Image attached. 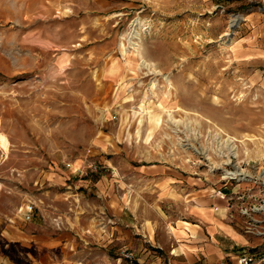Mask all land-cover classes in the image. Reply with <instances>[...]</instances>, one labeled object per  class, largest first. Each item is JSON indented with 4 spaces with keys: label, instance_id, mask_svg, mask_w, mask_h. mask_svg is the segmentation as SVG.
<instances>
[{
    "label": "rangeland",
    "instance_id": "rangeland-1",
    "mask_svg": "<svg viewBox=\"0 0 264 264\" xmlns=\"http://www.w3.org/2000/svg\"><path fill=\"white\" fill-rule=\"evenodd\" d=\"M259 15L249 0H0V256L114 264L117 217L141 238L147 217L179 219L180 206L107 210L96 183L114 162L179 174L188 203L223 204L251 236L244 253H264V70L240 54ZM10 231L74 242L47 260Z\"/></svg>",
    "mask_w": 264,
    "mask_h": 264
},
{
    "label": "crops",
    "instance_id": "crops-1",
    "mask_svg": "<svg viewBox=\"0 0 264 264\" xmlns=\"http://www.w3.org/2000/svg\"><path fill=\"white\" fill-rule=\"evenodd\" d=\"M257 4H264V0H249ZM262 15V14H261ZM255 24L249 26V36L254 39L246 44L242 42L241 58L250 66H258L264 70V17H253ZM111 75L110 78L117 76ZM111 168L114 169L116 178L102 176L98 181L96 193L107 199L106 209L117 211L115 208H107V206H180L181 214L179 219L174 217L167 219L164 223H159L151 217L144 219V229L137 233H142L141 237H133L132 229H126L125 224L117 217L116 221H112L113 237L116 243L119 255L115 258L117 262L122 263L125 258L131 256L133 262L138 263H159V264H212L223 260L225 257L233 259L238 253L244 252L250 242L251 236L236 231L229 223L226 217V207L222 204L211 206L208 198H192L193 202L187 201L186 186L182 184V178L179 174L173 173L164 167L148 168L146 166H136L129 174L124 173V169L115 166L114 162ZM154 166V165H153ZM145 168H148L147 170ZM180 176L179 178H177ZM109 179V180H108ZM114 182V183H113ZM125 182L133 183V188H122ZM121 188V189H119ZM185 189V190H184ZM131 191L132 197L128 201L126 196ZM107 196V197H106ZM127 199V200H126ZM217 200V199H216ZM187 201V202H186ZM221 202L220 200H217ZM222 206V207H221ZM224 206V207H223ZM182 208H186L182 210ZM122 211V210H121ZM182 213H186L185 216ZM146 222L149 224L147 225ZM185 223V224H183ZM147 225V226H146ZM161 225V226H160ZM159 227V233L162 238L160 242L156 241L155 233ZM11 232V231H10ZM18 236L14 231L10 235H14L13 239H19L20 245L23 241L29 240L38 243V248L45 249L42 259L49 260V247L52 243H68L74 242L67 233H60L55 236L47 235H28L21 231ZM135 233V232H134ZM109 234L100 235L101 240ZM160 235V236H161ZM107 236V237H108ZM132 238V240L130 239ZM135 242H132V241ZM144 242L147 243L145 247ZM48 248V249H47ZM128 250L124 256L123 251ZM162 249L163 252L159 253ZM240 249V251H239ZM161 254L163 256L161 257ZM127 255V256H126ZM131 261V263L133 264ZM0 264H15L7 257L0 256ZM37 264H42L37 262ZM47 264H55L50 262ZM56 264H60L57 262Z\"/></svg>",
    "mask_w": 264,
    "mask_h": 264
},
{
    "label": "built area",
    "instance_id": "built-area-1",
    "mask_svg": "<svg viewBox=\"0 0 264 264\" xmlns=\"http://www.w3.org/2000/svg\"><path fill=\"white\" fill-rule=\"evenodd\" d=\"M234 261L236 264H264V253L255 256L244 252H240L234 257ZM217 264H225V263L219 262Z\"/></svg>",
    "mask_w": 264,
    "mask_h": 264
},
{
    "label": "bare ground",
    "instance_id": "bare-ground-1",
    "mask_svg": "<svg viewBox=\"0 0 264 264\" xmlns=\"http://www.w3.org/2000/svg\"><path fill=\"white\" fill-rule=\"evenodd\" d=\"M237 24H238V20H235L234 21V23H233V25L231 26V28H233V27H235V26H237ZM132 33V32H131ZM129 35V34H128ZM132 35V34H131ZM138 37V36H137ZM132 38V37H131ZM136 38V37H135ZM129 40H128V42L130 41V37L128 38ZM141 63H143V62H141ZM143 66L145 67V68H147L148 67V64H143ZM166 80H167V78H166ZM7 147H8V141L6 140V138H5V136H3L2 134H0V148L5 152L6 150H7Z\"/></svg>",
    "mask_w": 264,
    "mask_h": 264
},
{
    "label": "trees",
    "instance_id": "trees-1",
    "mask_svg": "<svg viewBox=\"0 0 264 264\" xmlns=\"http://www.w3.org/2000/svg\"><path fill=\"white\" fill-rule=\"evenodd\" d=\"M133 264H136V263H133Z\"/></svg>",
    "mask_w": 264,
    "mask_h": 264
}]
</instances>
